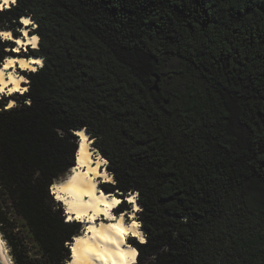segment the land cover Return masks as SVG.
Instances as JSON below:
<instances>
[{"label":"trees","instance_id":"16d2710c","mask_svg":"<svg viewBox=\"0 0 264 264\" xmlns=\"http://www.w3.org/2000/svg\"><path fill=\"white\" fill-rule=\"evenodd\" d=\"M24 16L44 65L16 105L0 98V223L17 264L71 260L82 225L52 187L76 165L78 130L108 160L101 187L138 193L137 264H264V0H17L0 33L21 37ZM15 43L0 35V66Z\"/></svg>","mask_w":264,"mask_h":264},{"label":"bare ground","instance_id":"6f19581e","mask_svg":"<svg viewBox=\"0 0 264 264\" xmlns=\"http://www.w3.org/2000/svg\"><path fill=\"white\" fill-rule=\"evenodd\" d=\"M0 2L4 4V8L13 4V0L7 2L0 0ZM24 20L30 23L25 25ZM22 23L24 27L21 37L15 38L10 31H1V33H9L10 37L2 36L17 43L16 52L29 45L37 49L40 38L36 34L32 35L28 30L33 20L24 16ZM43 65V58L36 55L27 58L22 56L7 58L0 66V98L3 94L25 93L28 90L23 86L26 79L18 74V68L37 71ZM15 103L14 100H10L8 107H13ZM77 134L79 149L76 165L69 176L61 182H56L52 187L55 199L65 205L67 220L86 224L85 231L76 236L72 242L69 264H137L139 251L129 240L137 238L140 242H146L140 222L136 219L137 211L140 209L137 194L132 193L127 196V200L134 204L130 214L126 212L117 215L115 211L123 200L101 187L102 182H115L112 174L105 168L108 160L93 148V140L85 130H79ZM127 216L130 219H127ZM0 254L6 264H11L1 239Z\"/></svg>","mask_w":264,"mask_h":264},{"label":"rangeland","instance_id":"374dc122","mask_svg":"<svg viewBox=\"0 0 264 264\" xmlns=\"http://www.w3.org/2000/svg\"><path fill=\"white\" fill-rule=\"evenodd\" d=\"M1 6H2V8H4V4L3 3H1L0 2V8H1ZM34 24V23H33ZM36 28V26L34 25L33 26V29H35ZM29 30V33H30V29H28ZM23 34V33H22ZM14 36V35H13ZM15 37V36H14ZM2 38H4L3 36H2ZM16 38V37H15ZM5 39V38H4ZM8 40H10V39H8ZM39 42H40V40H39ZM15 44H17V43H15ZM40 48V45H39V47L37 48V50ZM33 49H35V48H33V46H31V45H29V46H25V47H23L22 49H20V52H16L15 51V49H13L12 51H13V54L14 55H11L10 57H30V56H32L31 55V53H30V50H33ZM30 55V56H27V55ZM18 71V74H20L21 76H23L25 79H26V81L25 82H23V86L24 87H27V88H29V85H28V83H29V78H28V76H27V74L28 73H30L31 71H33V70H26V73L25 74H22L21 73V70L22 69H17ZM17 94H20V95H23L24 93H17ZM13 95L14 94H12V95H2V97H6V98H9L10 99V97H13ZM1 97V98H2ZM14 100V99H13ZM16 103H15V105L17 104V101L16 100H14ZM94 148V147H93ZM97 153H99L98 152V150H97ZM100 154V153H99ZM107 165H108V161H107V164H106V169H107ZM108 170V169H107ZM72 173V172H71ZM111 183H114V182H111ZM102 184H105V182H102ZM53 193V192H52ZM130 194H132V193H130ZM134 194H137V200H138V193L137 192H134ZM117 195V194H116ZM129 195V194H128ZM127 195V196H128ZM55 196V195H54ZM118 196V195H117ZM118 197H122V200L123 201H125L126 200V202H127V209H120L121 208V206L118 208V209H116V214L117 215H120V214H123V213H126L127 212V214L129 215L130 214V212L133 210V208H134V204H131L128 200H127V197H123V196H118ZM57 201V200H56ZM57 202H59L62 206H63V208H64V211H65V215H66V218L68 219V215L66 214V209H65V205L62 203V202H60V201H57ZM124 202H122V204H123ZM139 203V202H138ZM121 204V205H122ZM139 206H140V204H139ZM140 210H141V206H140V209L137 211V214H136V219L140 222V227L142 226V224H141V221H140V219H139V216H138V213L140 212ZM127 219H130V217L129 216H127ZM76 222H79V221H76ZM81 223V225H82V230H81V234L85 231V228H86V224L85 223H82V222H80ZM141 229H142V227H141ZM143 231V230H142ZM143 233H144V231H143ZM80 234V235H81ZM145 235V234H144ZM146 237V236H145ZM0 239L3 241V243H4V245H5V249H6V252H7V254H8V257H9V259H10V261H11V264H17V262H16V260H15V257L13 256V249H12V246H11V244L9 243V241L7 240V237L5 236V234H4V231H3V226L1 225V223H0ZM132 239V238H131ZM131 239L129 240V242H131ZM137 239V238H136ZM137 241H139L138 239H137ZM140 242V241H139ZM132 243V242H131ZM133 244V243H132ZM135 246V245H134Z\"/></svg>","mask_w":264,"mask_h":264},{"label":"water","instance_id":"95a60500","mask_svg":"<svg viewBox=\"0 0 264 264\" xmlns=\"http://www.w3.org/2000/svg\"><path fill=\"white\" fill-rule=\"evenodd\" d=\"M32 20V19H31ZM21 73L22 74H25L26 73V70H21ZM156 88H157V90H159V87L158 86H156ZM14 96V95H13ZM10 100H13V97H10ZM79 131V130H78ZM86 131V130H85ZM76 134H77V131L75 132ZM86 133L89 135V137H90V139L91 140H93V138H91V136H90V134L86 131ZM78 135V134H77ZM65 179V178H64ZM63 179V180H64ZM63 180H58V181H56V182H61V181H63ZM55 182V183H56ZM54 183V184H55ZM120 199H122V197H119ZM135 248H137L136 246H135ZM137 250H138V248H137ZM139 251V250H138ZM0 264H6V262H5V260H4V258H3V256L0 254Z\"/></svg>","mask_w":264,"mask_h":264},{"label":"snow or ice","instance_id":"6c2138e0","mask_svg":"<svg viewBox=\"0 0 264 264\" xmlns=\"http://www.w3.org/2000/svg\"><path fill=\"white\" fill-rule=\"evenodd\" d=\"M14 2H15V0H13V3H14ZM23 23H24L25 25H27V24L30 23V21H28V20H24ZM0 35H3L4 37H10V34H9V33H0ZM33 39H35V37H34ZM37 63H38V62H37ZM117 203H119V202H117Z\"/></svg>","mask_w":264,"mask_h":264},{"label":"clouds","instance_id":"9594fccd","mask_svg":"<svg viewBox=\"0 0 264 264\" xmlns=\"http://www.w3.org/2000/svg\"><path fill=\"white\" fill-rule=\"evenodd\" d=\"M5 2H7V0H5Z\"/></svg>","mask_w":264,"mask_h":264},{"label":"built area","instance_id":"2783aa9c","mask_svg":"<svg viewBox=\"0 0 264 264\" xmlns=\"http://www.w3.org/2000/svg\"><path fill=\"white\" fill-rule=\"evenodd\" d=\"M1 8H2V6H1Z\"/></svg>","mask_w":264,"mask_h":264}]
</instances>
